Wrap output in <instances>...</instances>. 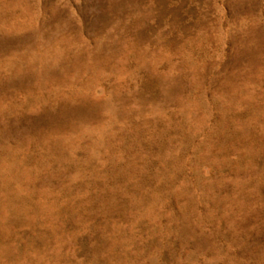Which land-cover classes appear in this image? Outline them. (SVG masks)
I'll list each match as a JSON object with an SVG mask.
<instances>
[{
    "label": "rangeland",
    "instance_id": "rangeland-1",
    "mask_svg": "<svg viewBox=\"0 0 264 264\" xmlns=\"http://www.w3.org/2000/svg\"><path fill=\"white\" fill-rule=\"evenodd\" d=\"M0 264H264V0H0Z\"/></svg>",
    "mask_w": 264,
    "mask_h": 264
}]
</instances>
